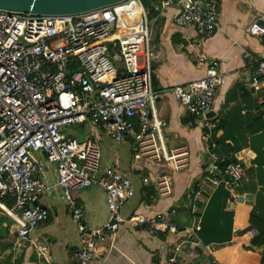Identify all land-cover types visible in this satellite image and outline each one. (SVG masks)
<instances>
[{
  "label": "built area",
  "instance_id": "built-area-1",
  "mask_svg": "<svg viewBox=\"0 0 264 264\" xmlns=\"http://www.w3.org/2000/svg\"><path fill=\"white\" fill-rule=\"evenodd\" d=\"M174 3L179 4L172 19L175 26L192 27L200 39L217 30L216 0L160 1L162 8ZM131 4L138 10V34L116 37L118 8L129 9ZM247 31L264 41V26L257 21ZM159 54L150 46L148 13L140 0L71 15L0 8V209L17 215L18 237L26 238L47 221L48 210L41 201L58 192L71 208L81 243L71 258L74 264H89L97 235L82 223L73 194L91 186L104 191L113 220L110 231L125 223L158 237L172 228L160 213L119 217V209L135 189L114 166L100 168L101 147L96 140L101 131L112 140L130 142L135 169L143 162L165 163L173 171L188 167L187 148L166 150L162 134L166 122L152 112L157 94L151 84V62ZM224 77L219 60H214L207 64L204 77L175 86L172 93L188 114L211 129L218 122L213 106ZM260 84H264V60L258 62L250 85L256 90ZM75 124L90 129L84 137L61 133ZM48 166H53L51 180ZM222 174L231 189L244 178L245 169L236 157L224 164ZM219 181L210 180L212 185ZM140 183L148 188L150 199L172 192L171 177L164 173L142 177ZM7 200L10 207L4 204Z\"/></svg>",
  "mask_w": 264,
  "mask_h": 264
},
{
  "label": "crops",
  "instance_id": "crops-1",
  "mask_svg": "<svg viewBox=\"0 0 264 264\" xmlns=\"http://www.w3.org/2000/svg\"><path fill=\"white\" fill-rule=\"evenodd\" d=\"M145 1L152 16L150 46L160 52L151 62V84L157 94L152 112L166 122L162 130L166 150L185 146L189 163L178 171L149 162L135 169L130 142L97 132L100 168L114 166L135 189L119 209V217L160 213L172 228L153 237L143 227L121 223L112 232L104 191L96 186L77 191L73 196L82 210V223L97 235L89 264H264V84L256 90L250 85L258 62L264 60V41L247 31L253 21L264 26V0H216L219 25L204 39L190 26L173 24L178 3L162 8L161 0ZM134 25V20L118 25L114 36H136ZM214 60H219L225 82L217 88L213 106L218 122L208 129L185 111L172 88L204 77L207 64ZM125 146L127 158L117 150ZM236 157L245 176L229 189L222 169ZM48 167L51 180L53 166ZM155 172L171 177L169 196L148 197L150 192L140 180ZM213 178L220 180L217 185L211 184ZM4 204L12 205L10 200ZM41 204L48 210L47 221L26 238L17 236V215L0 209V264H74L71 257L81 243L70 206L58 192Z\"/></svg>",
  "mask_w": 264,
  "mask_h": 264
},
{
  "label": "water",
  "instance_id": "water-1",
  "mask_svg": "<svg viewBox=\"0 0 264 264\" xmlns=\"http://www.w3.org/2000/svg\"><path fill=\"white\" fill-rule=\"evenodd\" d=\"M123 0H0V8L33 15H71L88 12ZM94 93H92V99ZM255 107L259 106L255 99ZM192 187L188 192H191Z\"/></svg>",
  "mask_w": 264,
  "mask_h": 264
},
{
  "label": "rangeland",
  "instance_id": "rangeland-1",
  "mask_svg": "<svg viewBox=\"0 0 264 264\" xmlns=\"http://www.w3.org/2000/svg\"><path fill=\"white\" fill-rule=\"evenodd\" d=\"M142 3H143V5H144V7H145V9H146V11L148 12V8H147V5L145 4L146 2H145V0H140ZM135 3V2H134ZM132 5V4H131ZM125 8H118V13H120V12H122L123 10H124ZM134 15H135V20H134V22L136 23V21L138 20V18H139V16L137 15V13L134 11ZM151 19H152V16H151V14L148 12V21H149V29H150V26H151ZM85 129V130H84ZM82 128V127H80L79 125H72V126H70V127H65L64 128V130L61 132L65 137H67V136H70L71 134H72V132H76L77 134H79L81 137H84L87 133H88V131H86V128ZM79 137V136H78ZM130 144V143H129ZM128 146V145H127ZM131 147V146H130ZM126 148V146L124 147V149L123 148H120V147H118L117 148V150H118V154L121 156V157H124L125 156V158H127L128 157V155H129V151H128V147H127V149H125ZM112 150H116V147L115 146H113L112 147ZM127 151V152H126Z\"/></svg>",
  "mask_w": 264,
  "mask_h": 264
},
{
  "label": "bare ground",
  "instance_id": "bare-ground-1",
  "mask_svg": "<svg viewBox=\"0 0 264 264\" xmlns=\"http://www.w3.org/2000/svg\"><path fill=\"white\" fill-rule=\"evenodd\" d=\"M119 8H125V9L119 13L120 22L118 25H124V26L129 25L131 22V16H132L131 10L127 9L126 7H119ZM134 28L136 29L135 25H134Z\"/></svg>",
  "mask_w": 264,
  "mask_h": 264
},
{
  "label": "trees",
  "instance_id": "trees-1",
  "mask_svg": "<svg viewBox=\"0 0 264 264\" xmlns=\"http://www.w3.org/2000/svg\"><path fill=\"white\" fill-rule=\"evenodd\" d=\"M146 2V1H145ZM129 9L131 10V14H132V16H131V21L132 20H135V15H134V11L137 13V7H136V5L135 4H132L130 7H129ZM138 15V14H137ZM251 221H252V216H251Z\"/></svg>",
  "mask_w": 264,
  "mask_h": 264
}]
</instances>
